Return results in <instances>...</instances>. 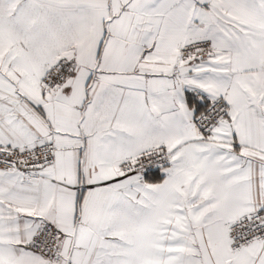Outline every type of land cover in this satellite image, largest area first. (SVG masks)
I'll return each instance as SVG.
<instances>
[{"label":"snow or ice","instance_id":"snow-or-ice-1","mask_svg":"<svg viewBox=\"0 0 264 264\" xmlns=\"http://www.w3.org/2000/svg\"><path fill=\"white\" fill-rule=\"evenodd\" d=\"M0 264H264V0H0Z\"/></svg>","mask_w":264,"mask_h":264}]
</instances>
